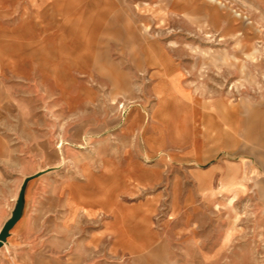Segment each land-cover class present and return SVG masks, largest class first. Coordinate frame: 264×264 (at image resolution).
Here are the masks:
<instances>
[{"label":"rangeland","instance_id":"rangeland-1","mask_svg":"<svg viewBox=\"0 0 264 264\" xmlns=\"http://www.w3.org/2000/svg\"><path fill=\"white\" fill-rule=\"evenodd\" d=\"M248 2L219 0L216 30L199 23L157 39L131 8L125 37L63 8V31H92L89 70L64 49L55 81L0 70V233L21 200L0 264H264V168L240 150L244 139L203 154L184 109H157L162 61L195 96L264 103V0ZM10 24L0 20V66L21 62ZM151 44L171 52L128 51Z\"/></svg>","mask_w":264,"mask_h":264},{"label":"crops","instance_id":"crops-1","mask_svg":"<svg viewBox=\"0 0 264 264\" xmlns=\"http://www.w3.org/2000/svg\"><path fill=\"white\" fill-rule=\"evenodd\" d=\"M245 2L251 3L248 0ZM63 8H67V15L70 16L67 20L71 22H92V15H100L101 21L109 26L103 28V36L107 37H125L121 29V15L131 8L133 13L140 15L139 21L148 26L150 37L156 39L163 36L165 30L192 29L199 23L216 30L221 26L222 14L219 0H0V20L11 23L5 31L11 39L9 42L22 50L19 66L11 59L1 65L0 70L13 74L18 70L17 76L24 79L34 74L39 79H45L50 74L55 81L64 69L63 49L77 57L82 69L89 70L88 55L92 51L87 39L93 36L92 31H63ZM136 30L131 37L143 36L141 30ZM65 38H83L85 41L71 40L68 43L63 41ZM128 51L151 55L171 52L168 46L153 44ZM76 62L74 64L78 68ZM160 67L161 77L156 88L159 96L157 109L162 111L170 103H175L185 110L184 128L193 133L190 137L192 149L203 148V154H207L204 147L215 141L230 149L242 138L244 141L240 150H245L264 168V103H235L231 97L195 96L181 84L182 74L172 63L162 61ZM154 139L151 136L147 140L151 147ZM248 143L256 144L262 150Z\"/></svg>","mask_w":264,"mask_h":264},{"label":"water","instance_id":"water-1","mask_svg":"<svg viewBox=\"0 0 264 264\" xmlns=\"http://www.w3.org/2000/svg\"><path fill=\"white\" fill-rule=\"evenodd\" d=\"M20 203H21V200H20ZM20 203L18 204V207H17V210L15 212V215H14V219L13 221L7 225L0 233V245H1V242L5 239L6 237V234H7V230L9 229L10 226H12V224L17 220L18 218V215H19V212H20Z\"/></svg>","mask_w":264,"mask_h":264}]
</instances>
